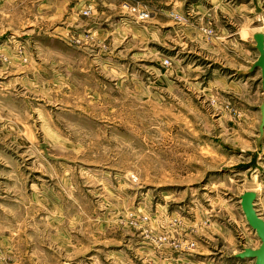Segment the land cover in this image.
<instances>
[{
    "label": "rangeland",
    "instance_id": "obj_1",
    "mask_svg": "<svg viewBox=\"0 0 264 264\" xmlns=\"http://www.w3.org/2000/svg\"><path fill=\"white\" fill-rule=\"evenodd\" d=\"M255 32L264 0H0V264H253Z\"/></svg>",
    "mask_w": 264,
    "mask_h": 264
},
{
    "label": "water",
    "instance_id": "obj_2",
    "mask_svg": "<svg viewBox=\"0 0 264 264\" xmlns=\"http://www.w3.org/2000/svg\"><path fill=\"white\" fill-rule=\"evenodd\" d=\"M252 40L257 57L250 64V68H257L259 70L262 91L261 103L258 107L260 113L259 131H261L260 125L264 124V35L260 32H255L252 34ZM254 196L255 192L253 190L248 189L243 191L239 195V205L247 224L259 238V244L255 248L243 246L234 255L239 258L251 257L253 258V264H264V219L260 217L253 207Z\"/></svg>",
    "mask_w": 264,
    "mask_h": 264
},
{
    "label": "built area",
    "instance_id": "obj_3",
    "mask_svg": "<svg viewBox=\"0 0 264 264\" xmlns=\"http://www.w3.org/2000/svg\"><path fill=\"white\" fill-rule=\"evenodd\" d=\"M122 7H124L125 11H127L132 16H135L137 19H145L147 17V12L145 10H140L135 7H130L127 4H123Z\"/></svg>",
    "mask_w": 264,
    "mask_h": 264
}]
</instances>
